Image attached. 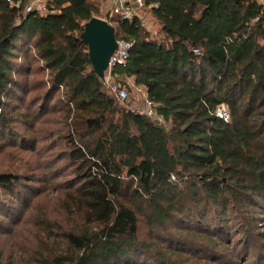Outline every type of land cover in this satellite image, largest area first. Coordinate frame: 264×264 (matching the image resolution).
Segmentation results:
<instances>
[{
    "label": "trees",
    "instance_id": "1",
    "mask_svg": "<svg viewBox=\"0 0 264 264\" xmlns=\"http://www.w3.org/2000/svg\"><path fill=\"white\" fill-rule=\"evenodd\" d=\"M143 3L158 31L138 17L117 21L116 39L132 47L111 78L142 88L162 124L126 109L94 74L80 38L100 15L92 0H45L28 14L0 0V136L24 147L30 139L14 135L15 124L29 131L58 115L74 165L61 203L75 221L60 234L44 227L28 264H235L247 255L228 247L238 235L251 240L264 215V5ZM28 55L39 68L22 66ZM42 69L47 93L28 105L29 77ZM24 182L0 173V191L18 199Z\"/></svg>",
    "mask_w": 264,
    "mask_h": 264
},
{
    "label": "rangeland",
    "instance_id": "2",
    "mask_svg": "<svg viewBox=\"0 0 264 264\" xmlns=\"http://www.w3.org/2000/svg\"><path fill=\"white\" fill-rule=\"evenodd\" d=\"M113 26L116 27V22ZM145 26L153 35L158 31L153 20H148ZM18 58L22 66L33 63L31 55ZM33 66L39 68L36 63H33ZM46 79L47 72L43 69L29 77L30 87L36 90L25 95L26 104H31L33 99L36 102L40 101L39 106L43 103L40 98L47 93V86L42 85ZM112 83L129 86L123 88L128 93V101L124 102L126 109L144 111L142 94L133 89L130 82L128 83L123 78L114 81L113 78L107 76L103 83L106 92L107 86ZM59 95L60 93L54 94L53 100H56ZM23 110L24 107L17 111L20 113ZM55 118L59 116L55 115ZM55 118L44 117V123L30 127L29 131L26 127H22L21 123L15 124L11 128L12 133L14 135L23 134L30 139L28 145L24 147H21L19 143L14 147H9L12 137L10 139L7 134L0 136V173L18 175L26 180L19 189L23 199H18L16 193L0 191L1 201L5 200V211L2 216L0 215V264H28L33 250L35 252L47 238V234H43V228L48 225L50 230L54 231L58 227L55 232L60 234V229L69 226L76 216V213H73L69 218L67 209L61 203L66 187L69 188L70 180H74L72 170L74 165L68 163L66 158L68 147L64 138V123L60 121V118L55 125V122L48 124L46 122L56 120ZM260 214H257L258 218L262 219H258V227L252 232L254 237L247 241L245 236L238 235L241 237H236L240 239L239 243L234 241L233 245L228 247L229 252L234 246L239 252L242 250L243 254H247L246 260L243 258L235 264H264V235H258L264 234V215ZM245 240L246 245H244ZM57 241L58 244L59 240ZM51 242L44 244V249L52 245ZM249 245L251 248L248 250ZM221 251L225 253V249Z\"/></svg>",
    "mask_w": 264,
    "mask_h": 264
},
{
    "label": "built area",
    "instance_id": "3",
    "mask_svg": "<svg viewBox=\"0 0 264 264\" xmlns=\"http://www.w3.org/2000/svg\"><path fill=\"white\" fill-rule=\"evenodd\" d=\"M6 2L10 8L19 9L22 7L24 14L31 13L35 10L40 11L42 9L40 0H6ZM144 8L143 0H114L109 9L105 10L104 17L102 19L113 26V23L119 20L130 21L134 17H138L136 15L137 12L143 10ZM131 47L132 42L130 41L117 40V48L109 58L108 68L104 80L107 76L111 77V70L113 68L124 66L126 64ZM102 83H104V81H102ZM131 87L141 92V99L145 105L144 111L137 112L151 118L158 124H162V118L156 114L153 105L147 100L145 91L140 87H135L133 84H131ZM107 94L113 96L119 102L124 103L128 101L127 91L123 88H120V86L117 84H109L107 86ZM131 111L133 112L134 110L131 109ZM217 116L226 123L229 121L228 113L223 107L217 109Z\"/></svg>",
    "mask_w": 264,
    "mask_h": 264
},
{
    "label": "water",
    "instance_id": "4",
    "mask_svg": "<svg viewBox=\"0 0 264 264\" xmlns=\"http://www.w3.org/2000/svg\"><path fill=\"white\" fill-rule=\"evenodd\" d=\"M80 38L88 49L94 74L101 82L104 81L109 58L117 48L114 27L101 18L93 17L84 25Z\"/></svg>",
    "mask_w": 264,
    "mask_h": 264
},
{
    "label": "crops",
    "instance_id": "5",
    "mask_svg": "<svg viewBox=\"0 0 264 264\" xmlns=\"http://www.w3.org/2000/svg\"><path fill=\"white\" fill-rule=\"evenodd\" d=\"M45 0H40L41 2V5L43 4ZM98 7H99V11H100V15L98 18H103L104 17V13H105V10H108L109 7L112 5L113 1L114 0H92ZM260 5H264V0H256ZM145 9V8H144ZM141 10V11H138L137 12V16L138 18H140L143 23L146 25V22L148 20H151L152 21V18L150 16V14L148 13V11L145 9V10ZM101 16V17H100ZM154 22V21H153ZM124 80H126L128 83L130 82V84H132V80H128V79H125L123 78ZM118 81V80H117Z\"/></svg>",
    "mask_w": 264,
    "mask_h": 264
}]
</instances>
